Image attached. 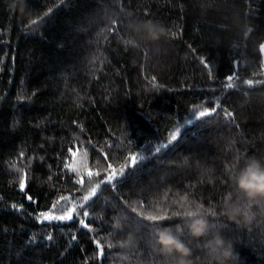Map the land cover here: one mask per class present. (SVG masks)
Listing matches in <instances>:
<instances>
[{"label":"trees","instance_id":"16d2710c","mask_svg":"<svg viewBox=\"0 0 264 264\" xmlns=\"http://www.w3.org/2000/svg\"><path fill=\"white\" fill-rule=\"evenodd\" d=\"M147 21L166 35L152 39ZM261 44L264 0H0V264H179L161 227L195 264H210L216 234L235 264H264V199L234 183L250 160L264 165ZM192 203L210 223L201 239L178 215ZM72 208L70 221L40 216Z\"/></svg>","mask_w":264,"mask_h":264},{"label":"clouds","instance_id":"9594fccd","mask_svg":"<svg viewBox=\"0 0 264 264\" xmlns=\"http://www.w3.org/2000/svg\"><path fill=\"white\" fill-rule=\"evenodd\" d=\"M143 28L154 40H159L166 35L165 29L154 21H147ZM234 183L237 191L243 197L249 200L264 199V165L257 160H250L243 168L239 169L234 177ZM241 212L242 209L239 204L226 203L221 214L229 220L236 221ZM178 215L184 218L186 226L194 238L201 239L209 235L210 223L202 204H189ZM211 215L214 216L216 213L213 211ZM156 242L162 252L178 254L180 257L179 264H195L190 258L192 250L175 235L171 228L161 227L157 232ZM205 249L206 255L211 258L210 264H235L238 259V253L234 251L232 244L220 234L207 239Z\"/></svg>","mask_w":264,"mask_h":264},{"label":"snow or ice","instance_id":"6c2138e0","mask_svg":"<svg viewBox=\"0 0 264 264\" xmlns=\"http://www.w3.org/2000/svg\"><path fill=\"white\" fill-rule=\"evenodd\" d=\"M32 23H36V21H32ZM125 43L129 44V41H125ZM260 50L262 52H264V44L260 45ZM205 67H208V65L206 64ZM226 79L228 81H231L233 79V76L229 75V76L226 77ZM245 83H247L248 85H252L253 81L251 79H249V80L245 81ZM227 87L229 89H231L233 87V85L231 83H228ZM215 111H216L215 108H213L211 110L200 111L199 115L197 117V120L199 121V118H202V117H208ZM200 122L203 123L204 121H200ZM171 140L172 141H176L177 140V135L173 134L172 137H171ZM168 147H169L168 144H162L160 147H155L154 151L156 153H160L162 148L166 150ZM152 150L153 149H149V151H152ZM71 155L74 157L76 155V153L72 152ZM131 159H132L133 163L136 162V156H132ZM65 167L71 169L73 172L76 171V169H75V167L73 165L68 164V165H65ZM92 175H93V173L91 171H89L88 172V176L91 177ZM96 175H99V173L97 172ZM116 175H117L116 170L112 169L111 174L107 176V180L103 181V182L110 184V182L116 177ZM78 183L82 184L83 183V178H81V180L78 181ZM98 187H99V185H97V188ZM25 188H26L25 180L23 178H21V180L19 182V190L24 193V195H25V197H26V199L28 201H32L33 200L32 196L27 194V192L25 191ZM97 188H93L91 190V196H95L96 195ZM89 198H90L89 196H84L83 197V199L85 201H88ZM61 199H64V197H61ZM12 207L15 208V205H13ZM73 212H75V208H72L70 211L66 212L63 215H54V214H52L50 212H46V213H40V216L43 218V220H47V221H70L73 218V215H72ZM84 216L85 217L88 216V213L86 211L84 212ZM147 219H149L151 221H160V220L168 219V217L167 216L152 215V216H148ZM81 223L84 224L85 228L89 227V225L84 223L83 221H81ZM49 239H51V237H49Z\"/></svg>","mask_w":264,"mask_h":264}]
</instances>
